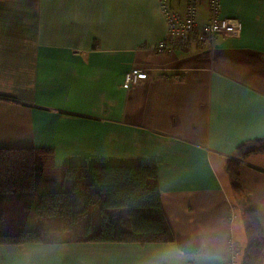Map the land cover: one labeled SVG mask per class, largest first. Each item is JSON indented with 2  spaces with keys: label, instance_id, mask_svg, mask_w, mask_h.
<instances>
[{
  "label": "crops",
  "instance_id": "1",
  "mask_svg": "<svg viewBox=\"0 0 264 264\" xmlns=\"http://www.w3.org/2000/svg\"><path fill=\"white\" fill-rule=\"evenodd\" d=\"M206 1L199 23L208 19ZM220 17L241 22L238 39L160 56L154 46L166 26L158 0H0V109H15L0 111V148L46 151L44 178L57 184L66 167H155L175 241L199 249L184 264H242L251 242L242 201L264 231V152H250L264 144V0H220ZM135 69L146 77L123 89ZM229 160L239 165L242 196ZM118 209L107 213L127 231V209ZM91 224L98 229V216ZM29 245L45 250L40 264H144L160 248L178 249L66 237L0 245V264Z\"/></svg>",
  "mask_w": 264,
  "mask_h": 264
},
{
  "label": "trees",
  "instance_id": "2",
  "mask_svg": "<svg viewBox=\"0 0 264 264\" xmlns=\"http://www.w3.org/2000/svg\"><path fill=\"white\" fill-rule=\"evenodd\" d=\"M256 143L250 152H264V144ZM247 149L242 145L238 151L245 156ZM46 153L34 148H0V245L62 241L44 239L45 227L49 234L69 232V237L79 242H175L186 255L198 254V247L175 241L162 209L155 167H66L57 184L44 178ZM238 166L229 160L226 168L233 191L242 196ZM117 208L127 209V231L121 228V218L107 213ZM241 208L251 239L242 264H257L264 251V231L247 201H242ZM90 210L98 213L97 230L90 221H79Z\"/></svg>",
  "mask_w": 264,
  "mask_h": 264
},
{
  "label": "built area",
  "instance_id": "3",
  "mask_svg": "<svg viewBox=\"0 0 264 264\" xmlns=\"http://www.w3.org/2000/svg\"><path fill=\"white\" fill-rule=\"evenodd\" d=\"M183 1V8H174L175 2ZM204 0H158V7L165 21V36L154 46L157 55L168 56L174 51L193 48L213 49L218 39H238L242 33L240 21L220 17V0H207L205 6L208 19L198 21V6ZM146 77L142 69L128 71L124 75L122 88L135 86Z\"/></svg>",
  "mask_w": 264,
  "mask_h": 264
},
{
  "label": "clouds",
  "instance_id": "4",
  "mask_svg": "<svg viewBox=\"0 0 264 264\" xmlns=\"http://www.w3.org/2000/svg\"><path fill=\"white\" fill-rule=\"evenodd\" d=\"M214 243V238L211 233L207 234L204 240V246ZM16 256L12 260V264H40L41 259L45 254V250L40 245H29L23 249H13ZM189 258L187 255L176 249L175 247H163L158 249L153 256L144 262V264H184ZM200 264H219L218 261H213L210 257H200Z\"/></svg>",
  "mask_w": 264,
  "mask_h": 264
},
{
  "label": "rangeland",
  "instance_id": "5",
  "mask_svg": "<svg viewBox=\"0 0 264 264\" xmlns=\"http://www.w3.org/2000/svg\"><path fill=\"white\" fill-rule=\"evenodd\" d=\"M0 111L4 112V113H9V112L15 111V109L14 110H12V109L11 110L0 109ZM9 144H14V143H9ZM118 210L123 211L122 208H120ZM97 216H98V213L95 210H90L89 214L87 215V218H88L87 220L90 221V222L95 221ZM44 229H45V233H43V236H44V239H46V240H54V239H56V240H60L61 239L62 240V238L69 237V235H70L69 232H57V231L49 234V232L47 230L49 228H45L44 227Z\"/></svg>",
  "mask_w": 264,
  "mask_h": 264
}]
</instances>
